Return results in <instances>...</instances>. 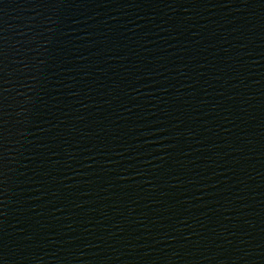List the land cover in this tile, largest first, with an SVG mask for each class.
I'll list each match as a JSON object with an SVG mask.
<instances>
[{
    "label": "water",
    "instance_id": "1",
    "mask_svg": "<svg viewBox=\"0 0 264 264\" xmlns=\"http://www.w3.org/2000/svg\"><path fill=\"white\" fill-rule=\"evenodd\" d=\"M0 264H264V0H0Z\"/></svg>",
    "mask_w": 264,
    "mask_h": 264
}]
</instances>
